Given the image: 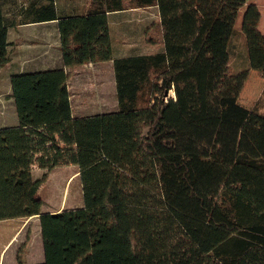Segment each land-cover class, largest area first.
<instances>
[{"label": "trees", "instance_id": "16d2710c", "mask_svg": "<svg viewBox=\"0 0 264 264\" xmlns=\"http://www.w3.org/2000/svg\"><path fill=\"white\" fill-rule=\"evenodd\" d=\"M22 2L0 0V70L10 29L55 20L61 65L10 77L17 125L0 128V221L38 218L41 264H264V88L251 109L238 103L249 69L264 80L256 6L91 0L61 14L54 0ZM126 3L157 8L159 52L113 56L108 18ZM241 10L248 69L230 74ZM105 62L116 109L74 117L71 70ZM61 166L78 168L82 207L42 213L40 189Z\"/></svg>", "mask_w": 264, "mask_h": 264}, {"label": "rangeland", "instance_id": "374dc122", "mask_svg": "<svg viewBox=\"0 0 264 264\" xmlns=\"http://www.w3.org/2000/svg\"><path fill=\"white\" fill-rule=\"evenodd\" d=\"M19 0V5L22 4ZM61 14L84 12L92 8L91 0H54ZM123 13L108 18L109 34L115 57L152 54L160 51L162 35L156 7L131 8L125 4ZM242 11L235 22V35L230 45V74L248 69L242 50L243 38L238 31ZM46 34V35H45ZM46 36V38H45ZM9 63L0 70V128L17 125L11 97L10 77L15 74L59 67L57 36L54 25L28 24L10 29L8 33ZM48 52L45 54V52ZM264 88V80L249 69L240 91L238 103L251 109ZM70 103L74 117H86L114 111L116 99L111 62L87 64L71 70L68 81ZM168 97H173L169 92ZM45 170L34 168L32 178L38 179ZM42 213H56L82 207V193L76 166L53 169L39 193ZM10 225L11 235L0 247V264H22L29 251L42 250L38 218L22 217L2 220Z\"/></svg>", "mask_w": 264, "mask_h": 264}, {"label": "crops", "instance_id": "0c3cea01", "mask_svg": "<svg viewBox=\"0 0 264 264\" xmlns=\"http://www.w3.org/2000/svg\"><path fill=\"white\" fill-rule=\"evenodd\" d=\"M246 3L247 4H253L258 9L259 14H260V20H259V23H258V30L261 32V34L264 35V0H246ZM70 9H71V12H73L72 14H80V13H82V11L81 12H76L75 8H70ZM123 12L124 11L116 12V13H113V14L117 15V14H120V13H123ZM38 24L39 25H46V26L47 25H54L55 26V28H56V36H57V51L60 54V51H59L60 45H59V35H58V30H57V21L55 20V21L41 22V23H38ZM45 38H46V36H45ZM46 53H48V52L46 51L45 54ZM113 53H114V51H113ZM120 57H115V58H120ZM43 70H46V69H43ZM43 261H44L43 251H40V250H39V252L29 251L28 253L25 254L24 259L22 261V264H41V263H43Z\"/></svg>", "mask_w": 264, "mask_h": 264}]
</instances>
